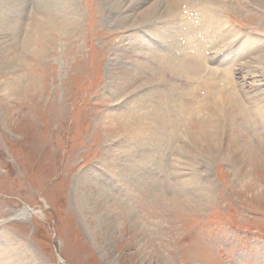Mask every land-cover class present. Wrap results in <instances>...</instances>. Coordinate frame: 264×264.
<instances>
[{
  "label": "rangeland",
  "instance_id": "374dc122",
  "mask_svg": "<svg viewBox=\"0 0 264 264\" xmlns=\"http://www.w3.org/2000/svg\"><path fill=\"white\" fill-rule=\"evenodd\" d=\"M38 1L0 19V264H264V0L170 1L171 66L153 0Z\"/></svg>",
  "mask_w": 264,
  "mask_h": 264
},
{
  "label": "bare ground",
  "instance_id": "6f19581e",
  "mask_svg": "<svg viewBox=\"0 0 264 264\" xmlns=\"http://www.w3.org/2000/svg\"><path fill=\"white\" fill-rule=\"evenodd\" d=\"M1 1H3V0H1ZM0 1V2H1ZM21 2H22V0H20ZM60 1V0H59ZM142 1H146V0H138V2L140 3V2H142ZM148 1V0H147ZM170 1H172V5H174L173 4V1H175V0H153L152 2H151V5L147 8V10H143V12L140 14V18L141 19H145V20H147V23L148 22H150V20L152 21V19L154 20V19H166V18H169L170 19V22H171V25H170V29L169 30H167L165 33H164V38L165 39H167V38H170V40H169V42L166 44L167 45V49L164 51V52H162V53H159V56L160 55H162L160 58H162L161 59V61H166V63H167V65L169 66H171L173 63L172 62H175L176 61V59H177V57L175 56V54H173L172 56H171V53H170V49H171V45L173 44V39L174 38H176V37H180V36H183V37H188L187 39L188 40H190L189 38L190 37H192V33H193V27L191 26V24H190V22H187V23H185V22H183V23H178V20H176V14H175V16H174V9H172V6L169 4L170 3ZM177 2L178 1H182V2H186V1H188V2H190V1H192V0H176ZM206 1H209V0H206ZM212 1V0H211ZM49 2L51 3H54L52 0H42V2L40 1H38V2H35L36 4L34 5L35 7H36V10H35V12L36 13H39L41 10H42V12H45L44 14L46 15V19H42L44 22L46 21V22H48V23H51V22H53L54 20H55V18H57L58 20H60L61 19V16H63V15H65L66 14V7H65V5H63V7H62V5H59V6H57L58 7V10H57V14H56V16L57 17H55V14L53 15V17L51 18V14H49L48 13V10H47V8L46 7H48V6H46L47 4H49ZM57 2V1H56ZM137 2V3H138ZM38 3H40V7L38 6L39 4ZM41 3L43 4V3H45V4H43V6L41 5ZM62 3V2H61ZM111 3V2H110ZM123 3H124V1H123ZM57 4V3H56ZM19 4H18V0H17V3H16V0H14V1H12V0H5V2L3 1V2H1L0 3V19H1V21L2 22H5V21H7L8 22V30H9V28H11V26H10V20L12 19V16L10 15L11 13H14L15 11H17L18 10V8L16 9V6H18ZM111 5V4H110ZM114 6H116V7H121V0H116L115 1V5ZM56 7V8H57ZM119 7V8H120ZM175 8V7H174ZM12 9H13V11H12ZM50 9V8H49ZM34 11V10H33ZM55 11V10H54ZM54 13V12H53ZM140 13V12H139ZM135 14V13H134ZM44 15V16H45ZM37 16V15H36ZM129 16V15H128ZM179 16V15H178ZM37 18V17H36ZM132 18V17H131ZM134 18V17H133ZM139 18V17H138ZM173 18V19H172ZM62 19H64V18H62ZM130 19V18H129ZM180 19V18H179ZM33 20V19H32ZM41 20V19H40ZM40 20H39V22H40ZM125 20V19H124ZM19 21H21V18L19 17L18 18V16H17V18H13V21H11L12 23L14 22V23H18ZM180 21V20H179ZM39 22H37L36 20H34L33 21V29H32V31H31V33H29V36H30V39H34L35 38V36L37 37L42 31H44V28H42V26H41V23H42V21L39 23ZM136 22V21H135ZM139 22V21H138ZM145 22V21H144ZM143 23V22H142ZM16 25V24H15ZM11 32H14V30H12ZM159 33V32H158ZM6 34V33H5ZM155 34H157V33H155ZM160 34V33H159ZM32 39V40H33ZM36 39V38H35ZM0 42H2V41H0ZM34 42V41H33ZM1 45V44H0ZM5 51H7V50H5ZM172 51L173 52H175L174 51V49H172ZM165 53H166V57H164L165 56ZM178 55V54H177ZM153 57V56H152ZM159 61V60H158ZM140 64V63H139ZM144 65H142V67H143ZM147 67V66H146ZM127 68V67H126ZM138 69H140V68H135V67H131V70H129L128 72H130V73H133V75H134V73H136L137 72V70ZM132 71V72H131ZM139 74H141V73H139ZM128 75V74H127ZM135 76H136V74H135ZM140 76V75H139ZM127 77V76H126ZM128 79L127 80H125V81H127V82H129L130 81V79H129V75H128V77H127ZM132 78V77H131ZM134 78V77H133ZM192 90V89H191ZM148 96V95H147ZM171 97H173V96H171ZM167 100H169L170 101V103H171V117L170 116H168L167 115V117H165V122L167 123V121H168V119L169 118H172L173 119V121H172V123L174 124V129H173V131H175V129L177 128V126H179L180 124H181V120L180 119H182L181 118V116L182 115H184V114H186V111H185V109H186V106L183 104V103H181V99H178L177 98V100H179V101H177L178 103H179V108H180V110L179 111H181L180 113H178L179 111L178 110H176L175 111V109L176 108H174L173 107V104L174 103H176V98H174L173 97V100L171 99V98H166V101L165 102H167ZM235 101V100H234ZM234 103V102H233ZM237 103V102H236ZM144 104V103H143ZM150 105H152L151 103H150ZM153 106V105H152ZM154 106L156 107V108H158V106L156 105V103L154 104ZM237 107V106H236ZM154 108V107H153ZM239 108H242V107H240L239 106ZM238 107H237V109H239ZM244 108V107H243ZM242 108V109H243ZM155 109V108H154ZM156 111H157V109H155ZM230 110V109H229ZM166 112H167V110H165ZM238 111H240V110H238ZM246 111V110H245ZM185 112V113H184ZM232 112V111H231ZM188 113H190V111H188ZM240 113V112H239ZM242 113V112H241ZM244 113V112H243ZM247 113V112H246ZM245 113V114H246ZM237 114H238V112H237ZM236 114V115H237ZM233 115H235V114H233ZM188 116H185V118H187ZM232 117V116H231ZM242 117H243V114H242ZM239 118V117H238ZM249 118V117H248ZM180 120V121H179ZM245 120H246V117H245ZM248 121V120H247ZM247 121H244V120H242L241 121V124H243V125H241L240 123H238V124H240L241 126H239L238 128H237V133L239 134V133H242V134H244V135H246L247 137H251L250 136V134H252V129L250 128V127H248V125H246V122ZM248 123V122H247ZM249 124V123H248ZM167 125H168V123H167ZM237 125V124H236ZM168 126H170V125H168ZM231 126V125H230ZM250 126H252V125H250ZM237 127V126H236ZM230 128V127H229ZM232 129H234V127L232 126L231 127ZM170 132V131H169ZM172 132V131H171ZM170 132V133H171ZM241 134V135H242ZM187 136V135H186ZM256 139H258V138H256ZM257 141V142H256ZM255 142H253V143H251L252 144V146H254V145H257V143L258 144H260L262 141H261V139L259 140H256ZM263 143V142H262ZM238 144V143H237ZM260 145H262V144H260ZM237 146V145H236ZM241 146V145H240ZM238 147V146H237ZM242 147V146H241ZM255 148V147H254ZM257 148V147H256ZM260 148V147H259ZM263 149V148H262ZM253 150V149H252ZM255 151V150H254ZM253 161V160H252ZM245 178V177H244ZM98 191L99 192H101V190L100 189H98ZM100 195V194H99ZM25 212V210H22L21 212H19L18 213V215H20V214H23ZM3 255H5V253H3L2 254V256ZM12 264H14V263H12Z\"/></svg>",
  "mask_w": 264,
  "mask_h": 264
}]
</instances>
